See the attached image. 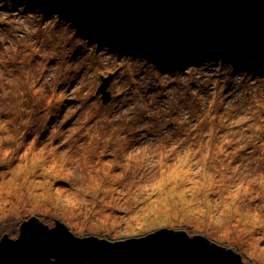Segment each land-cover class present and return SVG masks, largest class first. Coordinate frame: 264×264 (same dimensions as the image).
I'll return each mask as SVG.
<instances>
[{
    "label": "rangeland",
    "instance_id": "rangeland-1",
    "mask_svg": "<svg viewBox=\"0 0 264 264\" xmlns=\"http://www.w3.org/2000/svg\"><path fill=\"white\" fill-rule=\"evenodd\" d=\"M70 1L78 17L0 0V241L36 216L83 238L185 230L264 264V0L205 18ZM107 18L146 50L201 52L170 68L123 54L92 34Z\"/></svg>",
    "mask_w": 264,
    "mask_h": 264
},
{
    "label": "water",
    "instance_id": "water-1",
    "mask_svg": "<svg viewBox=\"0 0 264 264\" xmlns=\"http://www.w3.org/2000/svg\"><path fill=\"white\" fill-rule=\"evenodd\" d=\"M104 11L127 6L145 17L172 14L177 18L231 16L256 11L263 0H85ZM226 2V3H225ZM108 85L102 87V91ZM0 258L13 264H245L241 254L206 236L161 228L121 240L77 237L56 221L53 228L39 217L23 221L16 240L0 241Z\"/></svg>",
    "mask_w": 264,
    "mask_h": 264
},
{
    "label": "trees",
    "instance_id": "trees-1",
    "mask_svg": "<svg viewBox=\"0 0 264 264\" xmlns=\"http://www.w3.org/2000/svg\"><path fill=\"white\" fill-rule=\"evenodd\" d=\"M36 6L41 8L44 11H51L57 14H61L62 17L65 18H71L72 16L78 17L77 9L79 5L75 3L74 1L70 0H36ZM80 4V3H79ZM92 29V34L98 35L99 41L104 42L105 44H111L114 47H117L120 49V52L123 54H130L134 55L137 53H141V51L148 52L151 58H153L157 63L160 65L166 66L168 68L172 66H177L179 61H185L189 60L190 58H194L197 55V52H201L198 50L199 47H201V41L204 39H194L190 43H184V42H175V44H169V42H165L162 46H157L156 49H151L148 44L145 45L149 50H146L143 48L142 44L146 42H150L149 35L147 34H136V37H133L128 35L125 32H121L117 26V24H114L113 21L109 20V18L103 20V21H94L90 24ZM220 32H217L216 35H218ZM217 37V36H216ZM216 40V39H215ZM185 41V40H183ZM139 42L141 44H139ZM208 44V50L212 51L217 46L216 44L212 43ZM155 45V44H154ZM156 46V45H155ZM258 51L254 56L259 57L258 60L264 59V53H260V48H258ZM153 50V51H152ZM256 50H254L255 52ZM257 66L260 64H256ZM252 123V122H251ZM254 126L250 125L247 126V128ZM246 128V129H247ZM239 132V131H238ZM256 136H259V132L252 131L249 132L250 136H253V134ZM209 136V135H208ZM264 141V133L259 136L258 141ZM260 141V142H262ZM253 145H250V151L253 149ZM254 152V151H253ZM246 153L244 150L240 149V147H237L233 153H230L229 160L231 163H235L236 160H238L240 157H243ZM248 157V155L246 156ZM208 208V207H207ZM206 208V209H207ZM41 220V219H40ZM104 238V237H101ZM128 238V237H126ZM105 239V238H104ZM124 239V238H122ZM110 240V239H108ZM111 240H117V239H111ZM121 240V239H120Z\"/></svg>",
    "mask_w": 264,
    "mask_h": 264
},
{
    "label": "bare ground",
    "instance_id": "bare-ground-1",
    "mask_svg": "<svg viewBox=\"0 0 264 264\" xmlns=\"http://www.w3.org/2000/svg\"><path fill=\"white\" fill-rule=\"evenodd\" d=\"M139 44H141L140 42H139ZM213 53V51L211 52V54ZM209 54H207V57H208V59H212V57L209 55ZM188 63V62H187ZM192 65H194V63H191ZM192 236H194V235H192Z\"/></svg>",
    "mask_w": 264,
    "mask_h": 264
}]
</instances>
